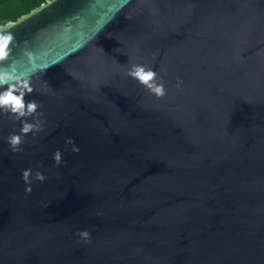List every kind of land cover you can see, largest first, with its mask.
<instances>
[{
	"label": "water",
	"instance_id": "95a60500",
	"mask_svg": "<svg viewBox=\"0 0 264 264\" xmlns=\"http://www.w3.org/2000/svg\"><path fill=\"white\" fill-rule=\"evenodd\" d=\"M0 31L42 113L12 152L0 111V264H264V0H47Z\"/></svg>",
	"mask_w": 264,
	"mask_h": 264
},
{
	"label": "clouds",
	"instance_id": "9594fccd",
	"mask_svg": "<svg viewBox=\"0 0 264 264\" xmlns=\"http://www.w3.org/2000/svg\"><path fill=\"white\" fill-rule=\"evenodd\" d=\"M14 36L7 32L0 31V65L8 60L12 52ZM127 75L137 80L150 94L157 98H162L166 95V89L163 79L158 76V73L151 67L145 65H133ZM183 81L178 80L176 87H180ZM0 111L9 114L16 120L22 122L21 134H10L8 145L12 152L22 151L20 147L23 144V136L32 131H39L41 122L36 119L34 123L27 122L28 117H39L42 113L38 112L41 105L36 101L26 102L24 97L26 94H31L33 89L30 86V79L20 74L18 75L11 66L0 68ZM66 144H73L72 139H67ZM73 152H79V148L72 147ZM53 161L56 166L62 162V154L59 150L53 153ZM33 171L31 168L23 170L21 180L25 183L26 192H31V184ZM35 179L43 182L46 177L39 171L35 173ZM86 243L90 242L91 234L87 230H82L77 233Z\"/></svg>",
	"mask_w": 264,
	"mask_h": 264
},
{
	"label": "trees",
	"instance_id": "16d2710c",
	"mask_svg": "<svg viewBox=\"0 0 264 264\" xmlns=\"http://www.w3.org/2000/svg\"><path fill=\"white\" fill-rule=\"evenodd\" d=\"M47 0H0V25L15 21Z\"/></svg>",
	"mask_w": 264,
	"mask_h": 264
}]
</instances>
